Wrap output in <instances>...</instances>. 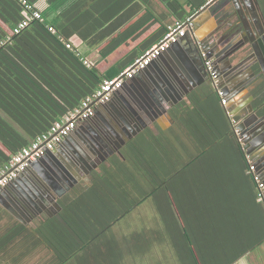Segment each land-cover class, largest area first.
Segmentation results:
<instances>
[{
    "label": "trees",
    "instance_id": "obj_1",
    "mask_svg": "<svg viewBox=\"0 0 264 264\" xmlns=\"http://www.w3.org/2000/svg\"><path fill=\"white\" fill-rule=\"evenodd\" d=\"M26 1L38 9L39 0ZM69 1L47 0V8H39L42 18L16 32L27 8L23 0H0V169L79 107L105 79L114 78L135 60L126 62L118 74L102 73L96 63L86 64L88 59L70 42L82 21L98 26L96 35H84L89 44L110 39L109 33H101V27L120 25L125 18L121 9L128 8V14L134 0H107L112 3L102 16L101 0H76L63 10ZM138 1L147 7L143 18L162 22L160 40L171 23L158 13L154 0ZM159 1L174 10L177 20L193 15L208 2ZM131 35L129 26L109 42L103 56ZM256 96L264 110V83ZM171 114V127L142 132L129 142L122 157L95 170L87 185L73 187L56 215L26 224L0 204V264H78L73 260L80 252L102 248L108 232L150 197L155 198L160 212L183 221L191 240L189 243L182 236L186 248H197L207 237L225 248H237L235 253L261 243L264 204L258 201V185L249 172L244 145L210 79L176 104ZM235 206L244 212L249 209L250 218L231 220ZM257 215L258 232L252 220ZM209 224L214 226L211 231ZM173 230L178 232L175 226Z\"/></svg>",
    "mask_w": 264,
    "mask_h": 264
},
{
    "label": "water",
    "instance_id": "obj_2",
    "mask_svg": "<svg viewBox=\"0 0 264 264\" xmlns=\"http://www.w3.org/2000/svg\"><path fill=\"white\" fill-rule=\"evenodd\" d=\"M218 1L219 0H212L210 2H207L205 6L194 13L193 27L187 32L186 38H182L178 43L171 46L166 52H171L175 48V46L188 42L190 44V48L188 51L191 54L190 58L186 57L189 58V72L187 71L188 62L185 61L186 58L184 56H177V60L179 63V58H181V60L183 59L184 65L180 63L181 70H183L182 72L179 70L178 74L173 73L174 84L172 83V76L169 75V78H171V81H168L169 87L165 86L163 82L162 83L164 86L162 87L160 86L161 79H159L157 75L152 73L153 71L151 72L149 70L151 65L148 66L144 70L138 72L131 80L138 85V80H143V77H145L144 79H150V81L156 86L149 84L151 82H143L144 87L140 89L143 91L144 96L138 93L139 98L136 95V97H131V94H134L131 93V89L128 88V81L125 82L124 87L128 88L125 96L120 95V89L114 92L113 96L117 97L114 102L110 101L106 104L97 106L98 112L101 111V108H104L111 113L110 122L114 124L111 125L101 117V127L99 128L100 134L96 132L95 137L84 139V141L82 142L83 146H81L71 155L69 159L70 163H68L69 168L71 165L73 167H77L78 165H81L83 163L88 165L92 160L97 158L99 155V144L101 143L102 137H111L114 135L118 138L120 135H123L124 139L121 141V144H123L140 131V127L136 125V131H133L130 134H124L123 130L126 127L125 125H129V121L127 120L128 115H125L124 111L122 110L130 111L134 119L136 118L139 121L141 120V122L144 119H147V115H155V117H153L154 120H159V118L164 116L169 121L174 122V118L171 114V109L176 104H178L179 101H182L184 97L195 87H198L199 85L210 79V74L206 65V61L210 60L214 64L215 70L220 76L221 86L224 89L225 96L229 101L227 107L225 108L226 112L231 117L232 121L234 123H237L236 128L241 131L240 138L244 143V150L254 161L257 171L264 181V153L261 162L257 159V157L253 155L256 150L264 149V143L257 142L251 147L249 143V137L247 139L245 138L248 128L244 127L245 123L247 126H249V122L248 120L242 122V119L244 117H247L248 119V116L252 115L255 111L254 106L251 103L254 98L252 87H246L245 83H247L254 77L255 79L257 77L262 78L259 80L260 83L264 79V1L231 0V4L234 5L236 10L231 11L229 16L225 18V20L220 22L218 19V15L221 12H225V4L221 5V7L214 8L213 6H215ZM207 18H213L216 23L218 22V26L215 29H211L210 31L204 33L203 35L201 34L200 27L203 21ZM256 31H259L256 39H251L250 41L247 40L244 42L240 40L241 36L246 34L247 32L251 34ZM194 53L196 55V59L192 57V54L194 55ZM161 57H163V54L161 55ZM216 60L218 62H216ZM191 74L192 76H194L193 78H190ZM185 75H187V78ZM146 83L148 85H146ZM149 86L154 89L152 90ZM156 87L158 89H155ZM144 88L146 89L144 90ZM170 90H172L173 92H171ZM242 90L246 91L247 95L250 97L247 104V109L246 105L243 107L237 106L236 100L241 98L240 92ZM153 92L160 93L162 100L166 101H164V103H166V106H164L163 112L160 111L157 113L153 110ZM126 96H128V98ZM122 100H124V102ZM154 100L156 99L154 98ZM132 102L133 105H131ZM125 105L128 107H126ZM136 105L141 110L136 109ZM132 107L134 109H131ZM142 116L144 119L142 118ZM255 116L257 117V115ZM118 129H123L120 131L119 136L116 132L118 131ZM71 137L68 136L67 139H70ZM121 144H119L118 146L121 147ZM57 151L58 149L49 151V155H45L30 164L25 173L31 180H28V186L23 183L21 177H18L11 183V185L3 188L0 191L1 194L3 192H6L8 189L17 187L22 192L21 195H15L14 193L15 196L13 195V198L10 199V205L4 204L1 200L0 195V204L3 205L4 208H6L11 214H13L19 221L25 223V219L29 220L30 218L27 213H32L33 207L36 208L38 205H41L42 207L46 208V198H48L50 195H53L50 189L52 188V190H54L55 192L54 184L58 183V180H61V178H65L66 180L68 179L67 177H69L70 171L67 164H60L58 167H49L45 169V172L42 171L45 168L44 166H42L43 163H45V161L48 160L50 156H54ZM30 173L33 174L34 177L30 176ZM34 214L35 213H33V215Z\"/></svg>",
    "mask_w": 264,
    "mask_h": 264
},
{
    "label": "crops",
    "instance_id": "obj_3",
    "mask_svg": "<svg viewBox=\"0 0 264 264\" xmlns=\"http://www.w3.org/2000/svg\"><path fill=\"white\" fill-rule=\"evenodd\" d=\"M75 1L76 0H70L69 2H67L63 7V10H65L66 7L72 5ZM110 1L115 2V0H110ZM154 1L157 4L156 10L158 11V13L160 15L165 14V16L167 17L165 19V22L174 23L177 21L176 15L173 12L174 10L173 11L169 10L166 4L163 3L162 1L161 2L159 0H154ZM110 3L107 4V0H101V16L103 15L104 12H107V7L110 6ZM231 3H232L231 0L229 1L219 0L215 4V6H213L214 8H216V7H221V5L225 4L224 6L225 12L224 13L221 12L218 15L219 22L225 20V18L229 16L230 12L233 11V6H232L233 4ZM37 6L41 10L46 9L48 6L47 0H39ZM131 6H129L128 14H125L128 8L126 10L121 9L120 13L124 15L123 17L125 18L120 25L118 26L113 25L114 28H111L110 25L112 23H110L108 25H103L101 27V33H109L110 36L108 38L110 39H106L100 45H91L84 39V35L87 38H90L91 36L96 35L98 32L97 31L98 26L87 24L85 21H82L81 24H79L80 25L79 32H74L70 38V42L73 44V46L78 48L90 62L96 63L102 73L109 72L110 74H116L122 68V66H124L126 62L132 60L134 57L136 58L146 49V47L149 44L153 43L154 45L160 38L161 32H159V30L162 27V22L156 20L154 17H152L151 20L147 18H143L144 15L146 14L147 7L142 2L140 3L138 0H134ZM187 10L190 11V8L188 7ZM117 17L118 16L114 18L116 19ZM141 21H145V22L142 24ZM126 25L128 27L129 26L131 27L132 35L128 39L123 40L113 52L106 54V57H104L103 52L104 50H106L105 49L106 46L109 44L111 40H114L117 36H119V34L124 32V30L128 28ZM217 26H218V22L216 23L213 18H207L206 20L203 21L200 27L201 34L204 35V33L210 31L211 29H215ZM186 36L184 38H186ZM189 48H190V44L188 42L175 46L173 50L171 49L172 50L171 52L168 53L165 52L163 54V57L160 56L153 64H151L149 70L151 72L153 71L152 73H154L159 77V79H161L160 86L163 87L164 86L163 83H164L165 86L169 87L168 81H171L169 75L172 76V83H173V77H174L173 73L178 74L179 70L182 72L183 69L181 70L180 63L184 65V62L183 59L181 60V58H179L180 61L179 63L177 60V56L178 57L184 56L185 58L186 57L190 58L191 54L188 51ZM195 56H196L195 53L194 55L192 54V57L196 59ZM189 58L185 59V61L188 62V67L186 65L188 72L190 70ZM216 62L218 61L216 60ZM185 76L187 78V75ZM193 77L194 76H192L191 74L190 78ZM144 78L145 77H143V80H138V85L135 84L132 80L128 81V84L130 85V86L128 85V88L131 89L132 91L131 93L134 94V95L131 94V97L138 96L137 94L140 92V88L144 87L143 82L145 81L148 83L151 82L150 79L146 80ZM149 84L154 85L152 82ZM128 88H125L123 85V87L121 88L120 95L125 96L128 91L127 90ZM156 89L158 88L156 87ZM170 91L173 92L172 90ZM192 91H190L182 101L187 100L189 94ZM126 97L128 98V96ZM241 99L242 98L236 100L238 107H243L246 104V102H244ZM122 101L124 102V100ZM131 105H133V102ZM135 107H137L136 109H140L137 105ZM131 109L134 108L132 107ZM153 110L156 111V108L153 107ZM160 111L161 110H159V112ZM101 113L102 115L100 116L104 120L111 121L110 112H108L104 108L103 109L101 108L100 114ZM158 121L160 125L163 126V129H167L174 124V122H171L168 119L167 122H165V120L162 117L159 118ZM91 126L88 121L80 122L77 126V130L79 131V134L70 135V137L72 136L70 139L66 138L62 142V144L57 146L55 150L58 149V151L54 154V156H50L49 159L46 160L45 163H43L42 166H44L45 168L42 171L45 172V169L49 167L50 168L54 166L58 167L60 164L68 165V163H70L69 159L71 155L75 151H77L81 146H83L82 142L85 139L84 137L86 136L87 133L86 131H88V129H90ZM46 155H49V152ZM70 167L73 166L71 165ZM26 171L22 173L21 176L19 177H21L23 183L28 186V182L31 180L29 176L25 174ZM30 176L34 177V175L31 173ZM11 183L9 185H11ZM14 193L15 195L22 194L20 189L17 187H14L13 189L12 188L8 189L6 192L0 194L2 202L4 204L10 205L11 204L10 199L13 198ZM152 205H153L152 213H151L152 217L149 218V220L148 218H146L145 220L141 221L140 226L134 225L131 230L133 232H130V237L128 236V241H130V245H131L129 247L130 251L128 250V247H126L127 245H124V243H127L128 241L121 243V241H126L124 240L125 235H123L122 237H118L115 240L113 239L112 234L114 232L115 227L121 221L120 220L111 229V231L108 232V234L111 236V238H109V242L111 243L112 246L111 248H120L121 255L118 254L119 252H114V253L112 252L111 254L106 255L104 250V248L106 247L102 246V248H89L86 249L85 251L80 252V254L76 258H74L73 261L78 264H264V240L261 241V243H259L256 247L252 249H248L245 252L242 249H240L239 253H235L237 248H225L221 246V243L219 241L217 240L215 241L214 238H208V237L205 238L203 241H201L197 246V248H186V244L184 242L183 237L184 236L185 238L187 237L189 243H191V240L187 234V230L185 228L183 221L181 219L178 220V217L174 216L173 214L170 216H166V212L164 213L160 212L159 208L157 207L155 198L152 199ZM231 211H233L231 213L232 215L231 214L229 215V216H233L231 220H233V218L237 216L240 219L250 218L249 209L248 210L246 209L244 212L243 208L239 206L238 207L235 206L231 208ZM133 212L131 214H133ZM213 216H216V214H214ZM211 220L212 219H209V221ZM252 220L258 232L259 216L257 215L256 217L257 222L255 221L254 216H252ZM174 226L176 227L175 231H178L176 233L173 230ZM212 227L214 228V226L209 224V228H210L209 231L212 230ZM246 229L248 230V227H246ZM200 237L202 238V235H200ZM117 242L120 243L121 245L120 247L118 246L119 243L116 245Z\"/></svg>",
    "mask_w": 264,
    "mask_h": 264
},
{
    "label": "built area",
    "instance_id": "obj_4",
    "mask_svg": "<svg viewBox=\"0 0 264 264\" xmlns=\"http://www.w3.org/2000/svg\"><path fill=\"white\" fill-rule=\"evenodd\" d=\"M210 1L212 0H208V2ZM23 3L27 8L25 12L26 18L19 24L18 28L15 30L16 32H20L22 29L26 28L33 19L42 18L39 8L35 9V7L26 0H23ZM192 27L193 15L184 20H177L169 24L167 32L156 44L138 55L135 60L117 76L105 79L94 94L83 99L79 107L67 112L61 120L54 124L49 132L39 136L30 145L17 152L11 158L10 162L4 168L0 169V190L7 187L11 182L21 176L32 162L42 158L49 151H53L57 146L62 144V142L77 128L80 122L87 121L95 115L98 105L110 102L114 92L120 90L125 82L131 80L138 72L150 66L162 54L167 52L171 46L178 43L187 35V32ZM49 29L55 32L53 27H49ZM67 46L72 48L71 43H67ZM85 62L89 66L92 64L88 60ZM206 65L210 74V81L219 94L222 105L226 108L229 101L221 86L220 76L210 60L206 61ZM240 141H242L241 138ZM249 172L253 174L258 185V201L264 204V181L258 173L253 161H250Z\"/></svg>",
    "mask_w": 264,
    "mask_h": 264
},
{
    "label": "flooded vegetation",
    "instance_id": "obj_5",
    "mask_svg": "<svg viewBox=\"0 0 264 264\" xmlns=\"http://www.w3.org/2000/svg\"><path fill=\"white\" fill-rule=\"evenodd\" d=\"M264 1V0H263ZM233 6V11L236 10V8ZM259 31H256L254 33H249L247 32L246 34L241 36V41H247V40H251V39H256V37L258 36ZM260 79L262 78H256L255 77L253 79H250V81H248L246 84V87L250 88L252 87V92H253V100H252V104L254 106V113L252 115L247 117H244L242 119V122H245V120H248L249 122V126L244 125L245 128H248V131H246V135L245 138L247 139L249 137L250 141V146L252 147V145H255L257 142H262L264 143V110L262 109V106H259L257 103V96H256V92H258L260 86L264 83V79L263 81L260 83ZM148 85V84H146ZM152 90L154 88H152L151 86H149ZM146 88H144L145 90ZM156 89V88H155ZM140 94H143V91L140 89ZM154 93V92H153ZM241 94V98L244 102H246V109H247V104L249 102L250 97L247 95V92L242 90L240 92ZM138 95V94H137ZM134 96H132L133 98ZM156 100H154V98ZM113 100L111 99V101H115L117 99V97H112ZM139 98V96H138ZM152 100H153V105L154 108H156L155 112H159V110H161L163 112V108L164 106H166V103H164V101L162 100V97L160 95V93H154V95L152 96ZM132 101V100H131ZM150 103V102H149ZM174 108V107H173ZM122 110V109H121ZM172 110V109H171ZM124 111L125 115H128V121H129V125H125L126 127L123 129H118L117 134L118 136L120 135V131L123 130L124 134H130L133 131H136V125H138L140 127V131L135 135L132 136L128 141H126L125 143L121 144V141L124 139L123 135H120L118 138L116 136H111V137H102L101 138V143L99 144V155L97 158H95L94 160H92L88 165L87 164H81L78 165L77 167H70L71 169H69V177H67L68 179L66 180L65 178H61V180H58V183L54 184L55 187V192L54 190H52V188L50 189L52 191L53 195H50L48 198H46V208L42 207L41 205H38L36 208L33 207L32 209V213H27L29 216V220L25 219V223H32L38 220H41V218L45 219L46 217H52L54 215H56L58 212H60L61 208V200L67 195V193L76 185H78L79 183H81L84 179L89 178L92 173L99 169L102 168V166L104 164H107L112 158L116 157V156H123V151L127 148L129 142L137 137L139 134H141L144 131H147L149 129L157 132L159 128L163 127L160 125L159 121L157 119H153V117H155V115L153 116H149L147 115L146 118L144 119L143 117V121L141 122V120H137L136 118L134 119V117L132 116L130 111ZM257 115V117L255 115ZM100 112H98V109L96 110L95 115L90 118L89 120H87L91 126L90 129H88V131H86V136L84 138L88 139L89 137H95L96 132L100 134L99 132V128L101 127V116H100ZM164 117V116H163ZM162 117V118H163ZM165 122H167V118L164 117ZM232 120V119H231ZM106 121V120H105ZM99 122V123H98ZM106 122L110 123L111 125H113L114 123L110 122L109 120H107ZM233 123V129L235 134L239 137L241 136V131L238 130L236 128L237 123ZM169 124V122H168ZM239 124V123H238ZM242 124V123H240ZM115 127V126H114ZM79 131L77 130V128L71 133V135H78ZM247 136V137H246ZM244 138V137H243ZM243 142V141H242ZM121 144V147H119L118 145ZM244 145V143H243ZM263 153H264V149H260V150H256L253 155L255 157H257V159L261 162L263 159ZM247 154V153H246ZM248 160L249 161H253L251 159V157L247 154ZM254 162V161H253ZM60 208H59V206ZM28 212V211H27ZM33 213H35L33 215Z\"/></svg>",
    "mask_w": 264,
    "mask_h": 264
},
{
    "label": "rangeland",
    "instance_id": "obj_6",
    "mask_svg": "<svg viewBox=\"0 0 264 264\" xmlns=\"http://www.w3.org/2000/svg\"><path fill=\"white\" fill-rule=\"evenodd\" d=\"M109 164V163H107ZM89 183V179L86 178L84 179L81 183L82 185H87ZM154 198V197H153ZM150 198L148 199L146 202H144L143 204H141L134 212L133 214H130L129 216H127L126 218H124L123 220H121L119 222V224L115 227L114 232H113V239H117L118 237H122L123 235H125V239L126 242L128 241V236L130 237V232L134 225H138L140 226V222L145 220L146 218H151L152 217V199ZM137 211V212H136ZM43 219V218H41ZM39 221V220H38ZM38 221L32 222L30 224H34ZM140 229V228H138ZM129 233V234H128ZM109 238H111V236L109 234H107L103 239V244L106 248H104L105 250V254H111L112 252H119L118 254L121 255V249L120 248H111V243L109 242ZM102 242V241H101ZM114 242V241H113ZM123 243V241H121ZM128 245H130V241H128ZM120 247V245H119ZM129 250V248H128ZM130 251V250H129ZM129 254V253H128Z\"/></svg>",
    "mask_w": 264,
    "mask_h": 264
}]
</instances>
